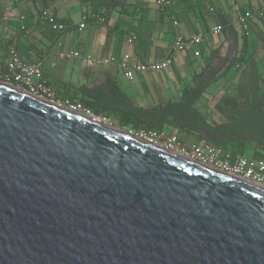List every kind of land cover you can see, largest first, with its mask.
Here are the masks:
<instances>
[{
    "label": "water",
    "instance_id": "95a60500",
    "mask_svg": "<svg viewBox=\"0 0 264 264\" xmlns=\"http://www.w3.org/2000/svg\"><path fill=\"white\" fill-rule=\"evenodd\" d=\"M0 264H264V190L0 86Z\"/></svg>",
    "mask_w": 264,
    "mask_h": 264
},
{
    "label": "crops",
    "instance_id": "0c3cea01",
    "mask_svg": "<svg viewBox=\"0 0 264 264\" xmlns=\"http://www.w3.org/2000/svg\"><path fill=\"white\" fill-rule=\"evenodd\" d=\"M263 8L264 0H171L167 11L160 9L157 0H0V75L6 74L9 51L15 49L26 62L42 63L58 101L91 105L102 115L116 117L118 123L119 117L110 111H131L127 101L144 111L184 102V89L209 77L195 108L211 122L202 105L215 98L227 118L242 97L252 95L254 66L264 91V16L256 14ZM42 11L56 16L66 31L54 33L41 18ZM251 11L254 15L246 32L238 20ZM217 25L222 33L212 36L211 29ZM197 35H202V42L178 53L169 69L126 78L121 67L124 56H130L132 64L165 60L176 40ZM71 52L80 57H68ZM87 57L111 63L89 65ZM226 84L239 90L225 92ZM256 152L264 153V148L259 146Z\"/></svg>",
    "mask_w": 264,
    "mask_h": 264
},
{
    "label": "built area",
    "instance_id": "2783aa9c",
    "mask_svg": "<svg viewBox=\"0 0 264 264\" xmlns=\"http://www.w3.org/2000/svg\"><path fill=\"white\" fill-rule=\"evenodd\" d=\"M157 4L162 11H167L170 8L171 0H157ZM259 16H264V8L256 12ZM254 13L247 12L240 17L238 22L244 31L249 30L248 21L253 17ZM41 18L50 26L56 34H61L66 31L67 27L56 16L50 15L47 11H42ZM178 25L177 22H174ZM83 23L80 27H85ZM222 26L217 25L211 29L212 36H218L222 33ZM202 35H197L191 39H178L174 42L168 58L161 61H155L146 64H132L130 56L126 55L121 59V67L127 79L133 80L136 73L146 72H162L169 69L173 64L174 57L187 49L191 45H198L202 42ZM132 42V40L130 41ZM9 59L7 62V75L1 83L11 88L20 90L31 97L43 99L62 110H65L74 115L91 120L94 123L109 124L101 116H97L92 110L86 108L79 102L69 100L58 101L55 93L49 86L47 79L42 70V63H28L23 60L15 49H10ZM68 57H80L78 52H71ZM89 65L93 63L110 64L108 59L93 60L90 57L86 58ZM126 134L131 138L145 143L163 152L175 155L182 159H186L192 163L211 169L218 173H222L232 179L242 181L243 183L262 187L264 186V158L256 159L249 158L246 155H233L230 152H225L219 147L206 142H197L190 146L182 145L178 139L177 133L166 136L164 133L156 131L135 130L132 127L124 128Z\"/></svg>",
    "mask_w": 264,
    "mask_h": 264
},
{
    "label": "trees",
    "instance_id": "16d2710c",
    "mask_svg": "<svg viewBox=\"0 0 264 264\" xmlns=\"http://www.w3.org/2000/svg\"><path fill=\"white\" fill-rule=\"evenodd\" d=\"M251 78V96L242 97V103L232 112L227 113L225 123L209 122L195 108L209 86L211 78L199 80L193 88L183 91L184 102L167 103L150 111H144L133 106L129 101L130 110H111L110 114L119 117L121 128L132 127L135 130L156 131L163 133L166 127L177 131L178 139L183 145L182 136L197 142H206L221 148L233 155H245L253 142L258 143L256 149L264 148V91L259 87V76L253 67ZM7 75H0L3 82ZM97 116H103L101 111L93 110L91 105H84ZM254 158H264V153L256 152Z\"/></svg>",
    "mask_w": 264,
    "mask_h": 264
},
{
    "label": "rangeland",
    "instance_id": "374dc122",
    "mask_svg": "<svg viewBox=\"0 0 264 264\" xmlns=\"http://www.w3.org/2000/svg\"><path fill=\"white\" fill-rule=\"evenodd\" d=\"M223 90L225 92H228L230 90H232V92H236L239 90V88L236 85H227L226 84V86L223 87ZM234 97H236V95ZM204 104L205 105H202V106L207 107V109H208L207 117L211 120V122L220 123V122H223L224 120H227V118L224 116V113H223L224 109L222 108L220 100L215 101V98H213V100L210 101V99H207V101ZM228 105L232 106L230 103ZM225 110H226V112L228 111L227 109H225ZM103 117L109 123L108 125H112L114 127L125 130V129L120 127V125L118 123V119L116 117L111 118V117H108L106 115H103ZM163 133L166 136L172 135L173 134L172 128L168 129V127H166V129L164 130ZM181 139H182L183 145H185V146H190L194 143H197V141H195L194 139L186 138L184 136H182ZM256 151H257L256 147L251 145V147L248 148L247 157L252 158V153H255Z\"/></svg>",
    "mask_w": 264,
    "mask_h": 264
},
{
    "label": "bare ground",
    "instance_id": "6f19581e",
    "mask_svg": "<svg viewBox=\"0 0 264 264\" xmlns=\"http://www.w3.org/2000/svg\"><path fill=\"white\" fill-rule=\"evenodd\" d=\"M0 86H6L5 84H3V83H1L0 82ZM15 91L16 92H18V93H20L21 95H24V96H30V95H28V94H26V93H24V92H21L20 90H17V89H15ZM34 98V97H33ZM35 99H37V98H35ZM37 100H39V101H45V100H43V99H37ZM46 102V101H45ZM51 104V103H50ZM51 105H53V104H51ZM53 106H55V105H53ZM55 107H57V106H55ZM57 108H59V107H57ZM61 109V108H60ZM85 119V118H84ZM95 124H97V125H99V126H101V127H103V128H105L106 130H108V131H110V132H112V133H115V134H117V135H120V136H123V137H129V138H131L129 135H127L126 134V131L125 130H122V129H120V128H117V127H114V126H112V125H103L102 123H95ZM184 160H186V159H184ZM186 161H188V160H186ZM239 181V180H238ZM240 182H242V181H240ZM257 188H259V189H262V187H257Z\"/></svg>",
    "mask_w": 264,
    "mask_h": 264
}]
</instances>
